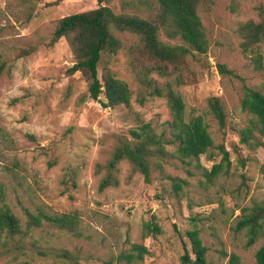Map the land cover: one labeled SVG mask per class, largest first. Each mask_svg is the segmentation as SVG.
I'll use <instances>...</instances> for the list:
<instances>
[{
    "label": "rangeland",
    "instance_id": "1",
    "mask_svg": "<svg viewBox=\"0 0 264 264\" xmlns=\"http://www.w3.org/2000/svg\"><path fill=\"white\" fill-rule=\"evenodd\" d=\"M56 1L0 0V189L25 228L26 209L42 203L58 214L78 213L84 231L77 238L49 225L32 230L26 238L32 264H67L58 257L67 250L81 264H105L127 252L131 243L148 249L143 264H184L186 249L195 259L187 236L191 231L199 232L209 264H255L264 239L247 247L246 231L235 230L241 208L264 206V147L253 151L240 142V130L250 118L241 108L243 84L264 91V45L263 68L257 70L243 47L244 27L261 21L264 0H203L200 4L210 43L208 64L199 69L196 84L178 90L188 117L204 116L210 125L214 160L203 155L201 165L211 171L220 164L219 147L224 146L231 167L227 175L210 181L193 167L177 161L163 163L167 174L187 182L180 193L159 169L154 167L152 183L147 184L128 162L120 164L119 186L99 191L98 165H105L121 139L130 138V130L141 123L164 129L172 119L167 100L150 96L120 53L100 63L99 75L106 67L117 73L129 84L132 102L129 107L105 108L104 96L86 98L88 82L81 73L67 74L75 64L68 41L62 38L48 46L58 23L67 16L107 6L116 14L149 18L156 2L106 0L100 5L97 0H64L57 5ZM29 5H34V14L27 22ZM160 39L178 44L164 32ZM220 65L231 73L223 74ZM156 79L160 85L169 81ZM213 97L225 107L224 129L209 115ZM153 222L161 234L145 236V224ZM232 256L237 257L236 263ZM9 259L0 256V264Z\"/></svg>",
    "mask_w": 264,
    "mask_h": 264
},
{
    "label": "trees",
    "instance_id": "2",
    "mask_svg": "<svg viewBox=\"0 0 264 264\" xmlns=\"http://www.w3.org/2000/svg\"><path fill=\"white\" fill-rule=\"evenodd\" d=\"M24 3H38L41 0H23ZM64 0H58L59 4ZM101 5L106 0H97ZM156 11L149 18L138 15L116 14L107 6L73 14L63 18L57 25L52 39L48 44L53 47L60 39L65 38L74 54L75 64L68 69L67 74L81 73L88 82L86 98L99 100L105 97L103 106L114 108L129 107L133 92L129 84L120 79L117 73L106 67L99 75V65L103 61H111L120 53L127 59L128 69L136 81L152 97L165 98L172 119L165 128L157 131L151 123H141L130 130V138L121 139L120 144L112 153L105 165H98L97 172L101 175L99 191L118 187L120 184V164L128 162L134 173L141 174L147 184L152 183L154 167L162 171L163 179L172 182L176 193L184 189L187 182L178 177H172L164 170L163 163L177 161L183 166L193 167L202 171L204 176L212 181L221 174L230 171V153L220 146L222 162L214 164L211 171L201 165V157L208 156L214 160L211 150L214 139L210 125L204 116L188 117L181 87L197 83L199 69L208 64L210 43L199 14L203 0H154ZM34 5H29L27 22L33 18ZM261 21L245 24L244 50L250 53L251 62L257 70L263 68L261 48L264 45V9L260 10ZM165 35L178 44H167L161 41L160 34ZM128 37L124 41L123 37ZM35 49L24 53L31 54ZM223 74L231 73L225 65H220ZM156 78L169 79L160 85ZM84 100V99H82ZM145 97L139 102L143 104ZM241 108L247 113L249 121L240 130V142L250 150L264 147V91L261 88L243 84ZM209 115L224 129L227 125V113L218 97L209 100ZM33 138V137H32ZM53 166V163L50 164ZM191 173V172H190ZM65 186L68 181L65 179ZM76 188L75 180L72 185ZM65 193V192H64ZM4 191L0 189V256H10L5 264H32L26 250V238L32 230L49 225L81 238L84 231L78 213L58 214L46 205L38 203L34 209H26V228L13 213L5 199ZM241 215L236 223V232L246 231L247 247H253L264 239V206L254 205L251 208H241ZM145 236L159 235L161 229L157 223H147L144 226ZM192 245V259L186 249L182 258L184 264H209L208 249L204 246L198 231L188 233ZM17 244L16 247L12 245ZM148 249L144 245L131 243L127 252H122L115 259L105 264H143ZM58 257L67 264H81L70 252L62 251ZM232 262L237 257L232 256ZM255 264H264V244L255 254Z\"/></svg>",
    "mask_w": 264,
    "mask_h": 264
}]
</instances>
